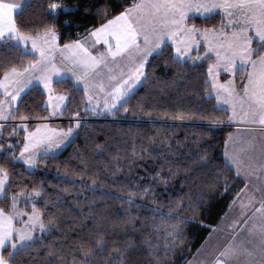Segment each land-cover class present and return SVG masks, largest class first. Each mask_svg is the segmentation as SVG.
<instances>
[{
	"label": "trees",
	"instance_id": "obj_1",
	"mask_svg": "<svg viewBox=\"0 0 264 264\" xmlns=\"http://www.w3.org/2000/svg\"><path fill=\"white\" fill-rule=\"evenodd\" d=\"M133 3L30 0L14 23L21 35L53 30L61 45H69ZM222 21L215 14L188 22L204 29ZM253 46L264 49V43ZM196 53L182 61L165 44L148 58L141 86L104 119L89 109L82 87L70 79L56 81L54 92L67 97L58 118L69 121L52 124L82 121L67 147L41 157L33 169L18 159L27 132L19 123L51 114L40 86L21 97L11 120L0 124V171L8 177L0 208L10 212L15 196L39 193L36 208L48 229L16 252L5 246L1 253L9 264H187L192 259L246 185L223 156L233 127L226 125L229 111L212 94V60L194 62ZM37 60L10 39L0 42V78ZM34 126L28 123L27 130Z\"/></svg>",
	"mask_w": 264,
	"mask_h": 264
},
{
	"label": "rangeland",
	"instance_id": "obj_2",
	"mask_svg": "<svg viewBox=\"0 0 264 264\" xmlns=\"http://www.w3.org/2000/svg\"><path fill=\"white\" fill-rule=\"evenodd\" d=\"M221 7L217 0H134L125 17L135 37L125 25L128 33L121 44H131L136 38L135 43L118 47L116 52L110 53L103 47L106 51L78 56L80 61L86 58L89 66L85 77L67 64L71 57L54 40L57 32L17 39L15 42L38 60L26 69H14L0 78V120H11L15 106L32 87L40 86L47 94L51 118L47 122H34L31 130H27L29 121L19 123L27 132L18 159L33 169L41 157L59 154L67 147L76 138L82 121L76 118L77 122L68 127L52 124L61 121L58 117L67 103L65 95L54 92L55 81L71 78L82 86L89 109L104 119L105 115L111 117L141 86L148 58L165 44L171 45L175 57L182 61L193 56L194 51L198 52L194 62L211 58L212 94L217 104L229 111L226 125L233 127L223 156L247 185L187 264H264V121L259 116L260 110L259 115L253 114L258 111L253 109L252 97L244 89L246 67L252 61L253 49L245 31L248 24L245 18L219 13ZM215 14L223 18L217 27L203 29L188 22L192 17ZM84 45L85 42H80L72 51L81 54L78 49ZM9 121H0V124ZM244 126L250 127L239 130ZM7 183V175L0 171V200ZM39 195L19 194L14 197L10 212L0 208V264H9L1 253L5 246L10 245L16 252L47 231L43 215L36 208Z\"/></svg>",
	"mask_w": 264,
	"mask_h": 264
},
{
	"label": "crops",
	"instance_id": "obj_3",
	"mask_svg": "<svg viewBox=\"0 0 264 264\" xmlns=\"http://www.w3.org/2000/svg\"><path fill=\"white\" fill-rule=\"evenodd\" d=\"M29 1L30 0H0V42L6 39H10L15 44L23 47V45H21L19 42L16 43L15 41L17 39H21L22 37L23 38L32 37V36L19 34L17 32L16 26L14 23L15 15L21 10V8L24 5L29 3ZM217 3L219 6L222 5V7L218 10L219 13H224L225 15L233 14V16H235L237 19H239V15H240L242 17V20H244L245 18V21L248 23L246 25L247 27L245 28V31L247 32L248 37L251 39L250 45L253 49V52L251 55L252 61L246 67V74H245V81H244L245 88L244 89L245 91H248V93H250L252 97L253 109L255 110L257 109L258 111V112L254 111L253 114L259 115L258 113L262 112L260 113L259 116H261L264 121V49L261 47L260 51L258 52L257 47L253 46L254 42L264 43V37L262 39L259 38V35L264 36V0H217ZM243 6L244 8H239ZM222 8L224 10H221ZM125 25L127 26V28L128 27L130 28V31H131L130 33H132V35L135 37L134 30L130 26L128 21L126 20L125 12H124L123 14L111 19L106 24L98 27L96 30H94L87 36L83 37L82 39L72 44L61 45L59 43V36L57 35H55L54 40L56 41L57 44L59 43L60 49H62L67 55L71 57L69 61L67 62V64L71 65L72 68L76 70L78 73H80L82 77H85L86 76L85 72L88 71L89 66L86 63V58L83 59V61H80L78 59V56H81L82 54L83 55L88 54V56H90L91 53L94 51H99V52L106 51L104 50V48H106L110 53L111 51L116 52L117 50L121 48V46L127 47L128 45L135 43L136 38L134 39V42L131 44H129V42L127 45L121 44L123 40L124 41L126 40L125 35H127L128 33ZM50 31H53V30L44 32L42 35ZM108 41H111V42H108ZM80 42L86 43V45H84L82 49H78L81 52V54L77 52H73L72 50L76 49L77 44ZM112 42L114 45L112 44ZM27 45L30 47V43L28 44L27 42ZM118 47L120 48L118 49ZM66 79L71 80V78H66ZM259 79L261 80L257 82V80ZM0 121H9V120H0ZM43 122H47V121H43ZM262 126H264V124ZM248 127L250 126H244V128H241L239 130H242L245 128L247 129ZM246 196H247V193L244 194V197Z\"/></svg>",
	"mask_w": 264,
	"mask_h": 264
},
{
	"label": "built area",
	"instance_id": "obj_4",
	"mask_svg": "<svg viewBox=\"0 0 264 264\" xmlns=\"http://www.w3.org/2000/svg\"><path fill=\"white\" fill-rule=\"evenodd\" d=\"M59 120L64 121V119H59Z\"/></svg>",
	"mask_w": 264,
	"mask_h": 264
},
{
	"label": "bare ground",
	"instance_id": "obj_5",
	"mask_svg": "<svg viewBox=\"0 0 264 264\" xmlns=\"http://www.w3.org/2000/svg\"><path fill=\"white\" fill-rule=\"evenodd\" d=\"M31 122H34V121H30L29 123H31Z\"/></svg>",
	"mask_w": 264,
	"mask_h": 264
},
{
	"label": "water",
	"instance_id": "obj_6",
	"mask_svg": "<svg viewBox=\"0 0 264 264\" xmlns=\"http://www.w3.org/2000/svg\"><path fill=\"white\" fill-rule=\"evenodd\" d=\"M55 8H58L57 6Z\"/></svg>",
	"mask_w": 264,
	"mask_h": 264
}]
</instances>
